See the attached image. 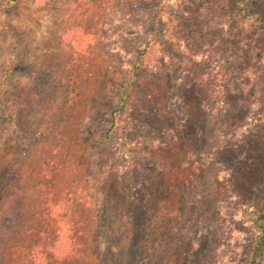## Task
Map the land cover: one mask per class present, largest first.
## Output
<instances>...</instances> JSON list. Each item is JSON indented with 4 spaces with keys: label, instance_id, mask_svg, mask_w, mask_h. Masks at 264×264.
<instances>
[{
    "label": "rangeland",
    "instance_id": "374dc122",
    "mask_svg": "<svg viewBox=\"0 0 264 264\" xmlns=\"http://www.w3.org/2000/svg\"><path fill=\"white\" fill-rule=\"evenodd\" d=\"M20 1L33 17L0 0V249L13 223L2 210L54 141L57 113L45 172L64 215H90L85 264H252L264 237V0H185L166 35L175 0H103L101 12L99 0ZM129 81L131 105L106 137Z\"/></svg>",
    "mask_w": 264,
    "mask_h": 264
},
{
    "label": "trees",
    "instance_id": "16d2710c",
    "mask_svg": "<svg viewBox=\"0 0 264 264\" xmlns=\"http://www.w3.org/2000/svg\"><path fill=\"white\" fill-rule=\"evenodd\" d=\"M184 3L185 0H175L172 3L173 5L167 14L166 27L164 31H161L162 34L169 33L175 21L178 20ZM97 4V12H101L104 9L103 0L97 1ZM18 10L23 14L34 16V11H30L20 0ZM89 12L87 11V13ZM258 20V18L255 19L256 24H258ZM75 26L68 27V46H72L73 42L79 41ZM157 43V36H151L148 39L140 54V61H145L147 58L149 60ZM132 86V82L129 81L120 91L118 102L110 113L111 123L106 137L111 134L112 129L120 125L124 112L130 107ZM64 108L62 112H64ZM56 116L57 113L53 114L50 121V135L53 134L54 141L51 143L45 142V153L42 154L41 151L34 156L33 161L31 160L30 172L26 175L24 187L20 188L21 196L18 204L15 206L12 203L7 204L6 208L2 210L11 216L13 223L7 227V229H10L8 239L4 242L3 248L0 249V264H13L10 258H13V252L18 250L19 254L23 256L18 264H85L86 238L90 231L88 226L90 215L86 208H82V211L79 212L74 211L72 217L64 215L62 193L60 195V189L56 182L45 172L54 163V156L49 155V152L55 149L53 144L54 142L56 144L58 139L57 133L51 132L55 130L52 124H54ZM44 117L46 119L48 116L45 115ZM64 119L65 115L61 119L64 124L61 130L67 132L66 126L70 123V119L68 121ZM22 177L23 174L19 176V180L23 182ZM99 183L105 185L106 182L103 177L99 178ZM99 191L100 195L103 196V191ZM133 218H136L135 214ZM255 220L264 221V205L257 212ZM260 245L262 249H256L251 253L252 264L261 256H264V237L261 238Z\"/></svg>",
    "mask_w": 264,
    "mask_h": 264
}]
</instances>
